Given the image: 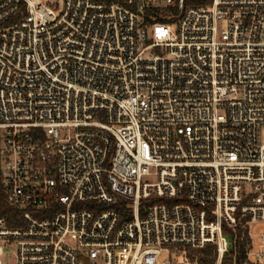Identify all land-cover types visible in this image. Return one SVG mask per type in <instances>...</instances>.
<instances>
[{"label":"built area","instance_id":"obj_1","mask_svg":"<svg viewBox=\"0 0 264 264\" xmlns=\"http://www.w3.org/2000/svg\"><path fill=\"white\" fill-rule=\"evenodd\" d=\"M262 126L264 0H0V264H264Z\"/></svg>","mask_w":264,"mask_h":264},{"label":"rangeland","instance_id":"obj_2","mask_svg":"<svg viewBox=\"0 0 264 264\" xmlns=\"http://www.w3.org/2000/svg\"><path fill=\"white\" fill-rule=\"evenodd\" d=\"M260 141L262 144H264V126L261 127L260 130ZM147 182H156L155 177H148L145 179ZM264 227V224L262 223H256L252 225V235L256 238L258 230ZM3 247V252L1 256V262L3 264H16L17 260V252H16V247L14 244H2ZM172 256V253L163 250L158 258V264H164V262L168 259H170Z\"/></svg>","mask_w":264,"mask_h":264},{"label":"trees","instance_id":"obj_3","mask_svg":"<svg viewBox=\"0 0 264 264\" xmlns=\"http://www.w3.org/2000/svg\"><path fill=\"white\" fill-rule=\"evenodd\" d=\"M191 2V1H194V2H197V3H208L209 2V0H187V2ZM175 11V10H174ZM167 12L166 11H163V12H159L158 14H156L155 16L157 17L156 18V21H159V22H163V23H169L171 20H169L168 18H166L167 17ZM149 20V19H148ZM147 20V21H148ZM203 251H205V252H207V254H208V260L209 261H213V256L211 257V253H210V251H211V249L210 248H207V249H204ZM242 256H239L238 258H237V264H240L241 263V261H242ZM206 260V259H205ZM225 264H227V263H225Z\"/></svg>","mask_w":264,"mask_h":264}]
</instances>
